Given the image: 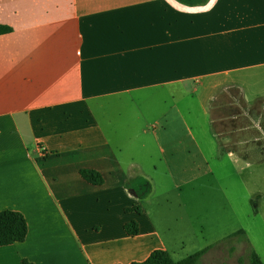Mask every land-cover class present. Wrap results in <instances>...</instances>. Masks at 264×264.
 <instances>
[{"label":"crops","instance_id":"obj_1","mask_svg":"<svg viewBox=\"0 0 264 264\" xmlns=\"http://www.w3.org/2000/svg\"><path fill=\"white\" fill-rule=\"evenodd\" d=\"M0 25L11 28L0 35V211L28 228L0 247V264L144 261L166 250L144 207V159L173 174L194 152L209 167L247 128L264 152L257 121L238 125L237 98L213 100L222 77L246 104L264 96V0H0ZM178 124L185 132L172 136Z\"/></svg>","mask_w":264,"mask_h":264},{"label":"rangeland","instance_id":"obj_2","mask_svg":"<svg viewBox=\"0 0 264 264\" xmlns=\"http://www.w3.org/2000/svg\"><path fill=\"white\" fill-rule=\"evenodd\" d=\"M207 1L196 3L203 6ZM215 84L219 85L213 91V100L218 102L224 97L230 102V95L237 98L238 125L245 128L250 122L257 121L256 134L263 137L264 96L246 104L240 99V90L225 77L215 80ZM190 99L185 101L189 112L200 121L202 111ZM189 103L193 104L192 108ZM227 108L229 111L223 115L233 113L232 107ZM178 125L171 127L172 136L181 137L185 132ZM212 128L220 132L218 126ZM250 134L249 128L244 129L242 139L247 138L236 146V150H231V145L227 144V152L211 160L209 167H202L201 158L194 157V152H181L174 159L173 174L158 160H143L145 174L148 180L151 179L144 207L173 261L207 248L197 264H248L251 250L264 264V152L252 150L254 146L247 142ZM263 144L259 146L260 150ZM228 151L230 155L226 156ZM235 160L241 163L232 165L231 161ZM215 162L219 165L214 166ZM154 163L157 164L155 172L150 169ZM182 165L188 168L187 173L181 170ZM238 230H243L244 234L231 236Z\"/></svg>","mask_w":264,"mask_h":264},{"label":"trees","instance_id":"obj_3","mask_svg":"<svg viewBox=\"0 0 264 264\" xmlns=\"http://www.w3.org/2000/svg\"><path fill=\"white\" fill-rule=\"evenodd\" d=\"M185 4L196 5V1L200 0H178ZM11 31L10 27L0 25V35ZM213 122V121H212ZM212 126L215 127L214 122ZM80 177L88 184L93 186H100L104 180L100 173L92 169H81L79 171ZM126 211L140 212L139 206L126 208ZM128 235L134 236L138 233V226L135 221H131L124 226ZM27 224L24 216L16 211L3 210L0 211V247L8 246L14 243H21L25 240L27 235ZM243 235V230L234 232L231 236ZM207 248L200 250L183 260L173 261L166 250L157 249L152 251L149 256L141 262H132L130 264H197L202 256L206 253ZM20 264H33L26 259H22ZM248 264H263L254 250L250 252V260Z\"/></svg>","mask_w":264,"mask_h":264}]
</instances>
